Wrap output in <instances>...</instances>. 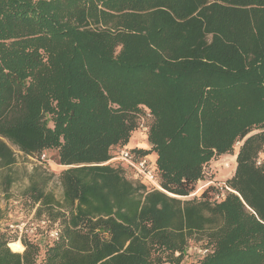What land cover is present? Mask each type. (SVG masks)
Returning <instances> with one entry per match:
<instances>
[{"label":"trees","instance_id":"16d2710c","mask_svg":"<svg viewBox=\"0 0 264 264\" xmlns=\"http://www.w3.org/2000/svg\"><path fill=\"white\" fill-rule=\"evenodd\" d=\"M13 147L63 167L60 197L40 166L19 191L59 232L21 253L0 232V264H182L190 243L191 264H264V0H0L5 193ZM121 148L155 184L112 164Z\"/></svg>","mask_w":264,"mask_h":264},{"label":"rangeland","instance_id":"374dc122","mask_svg":"<svg viewBox=\"0 0 264 264\" xmlns=\"http://www.w3.org/2000/svg\"><path fill=\"white\" fill-rule=\"evenodd\" d=\"M260 130H254L250 134L255 132H259ZM141 144V145H140ZM129 146H143L145 145L143 135L139 130H135L131 136L129 141ZM20 162L25 163L26 173L23 175L25 180L28 175L31 173L33 168V164L36 166H40L42 170L46 171L47 174L50 173V168L53 166L55 168V172L49 181L47 188L57 196L61 195V188L57 180V174L59 170H62L63 167L52 161V153L47 152L45 160H40L39 158L33 157H24L15 147H13ZM24 157V158H23ZM151 158V157H150ZM48 161V162H47ZM228 162V166L225 167L224 163ZM56 164L51 165V164ZM50 164V165H49ZM113 165H120L124 169V174L127 178H131V170L125 168L120 162L113 161ZM31 167V168H30ZM44 168V169H43ZM235 168V160H233V155L224 154L217 157L212 158L205 165V172L209 175L213 173V177L216 180L223 181L228 178ZM1 177V175H0ZM18 188H14L12 193H8V195L2 196V209H1V218H0V232H7L8 237L11 239L16 236L17 241L20 242V238H24L25 236L35 237V239H39L40 243H44L46 238L54 236L55 232H59L58 223L51 222L46 218L43 214L40 217H36L34 215L36 205L32 208L30 204L25 200L21 193L17 190ZM19 225L22 227V230H19L16 226L10 228L9 225ZM21 243V242H20ZM200 244L190 243L185 250V254L182 260V264H191L195 261L196 255L198 253V249H200ZM24 249V248H23ZM23 251V250H22ZM21 251V252H22ZM19 252V253H21ZM39 259V257H38Z\"/></svg>","mask_w":264,"mask_h":264},{"label":"built area","instance_id":"2783aa9c","mask_svg":"<svg viewBox=\"0 0 264 264\" xmlns=\"http://www.w3.org/2000/svg\"><path fill=\"white\" fill-rule=\"evenodd\" d=\"M140 133L142 135L146 134L148 132V126H147V120L142 119V123L139 125ZM235 145H239V142H236ZM235 156L233 155V160H235ZM46 156L45 154H41L40 160H45ZM112 160L120 162L125 168H128L130 170L135 171L139 176L143 177L149 182L156 183V179L152 170V164L150 160L147 157H134V155L127 150L126 148H121L117 151L116 155L112 158ZM264 163V157H258L257 159V164ZM224 166H228V162L224 163ZM215 188L218 190L217 193L215 194V199H220L224 196L225 192L230 190L223 182H211ZM205 183L202 181L197 182L196 190L200 191L205 187ZM158 187V186H157ZM159 188V187H158ZM194 192V193H195ZM16 226L19 228V230H22V227L19 225H13L10 224L9 227L13 228ZM54 236L57 235V232L53 234ZM198 253L204 254L206 252V249H198Z\"/></svg>","mask_w":264,"mask_h":264},{"label":"crops","instance_id":"0c3cea01","mask_svg":"<svg viewBox=\"0 0 264 264\" xmlns=\"http://www.w3.org/2000/svg\"><path fill=\"white\" fill-rule=\"evenodd\" d=\"M141 145V144H140ZM139 145V146H140ZM140 147H143V146H140ZM13 150V156L15 158V162L13 163L12 165V168H11V171L8 172L9 176H11V178L13 179L12 182H11V185L8 189V191L5 193V192H2L0 190V195H8V193H12V191L14 190V188H18L17 190L20 191V188L25 186L27 184V181L25 180V178L23 177V175H25L26 173V168H25V163L24 162H20L17 155L14 154L15 150L14 148L12 149ZM150 157L152 158L153 155H150ZM24 158V157H23ZM48 162V161H47ZM55 163V162H54ZM51 164V165H55L57 166L56 164ZM50 165V164H49ZM36 165L33 164V167H35ZM31 168V167H30ZM32 169V168H31ZM44 169V168H43ZM56 171L55 168L52 166L50 168V173H54ZM60 171V170H59ZM1 175V174H0ZM58 175V174H57ZM1 179V177H0ZM1 181V180H0ZM0 189H1V186H0ZM0 208L2 209V199L0 201Z\"/></svg>","mask_w":264,"mask_h":264},{"label":"bare ground","instance_id":"6f19581e","mask_svg":"<svg viewBox=\"0 0 264 264\" xmlns=\"http://www.w3.org/2000/svg\"><path fill=\"white\" fill-rule=\"evenodd\" d=\"M8 246L13 252H21L24 248L23 245L17 240L9 242Z\"/></svg>","mask_w":264,"mask_h":264}]
</instances>
